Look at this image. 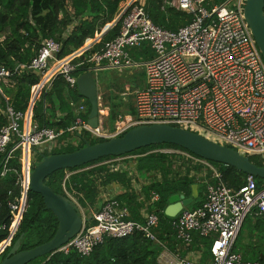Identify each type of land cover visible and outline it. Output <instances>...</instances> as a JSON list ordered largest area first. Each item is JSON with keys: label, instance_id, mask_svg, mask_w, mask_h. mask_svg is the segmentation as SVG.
Returning <instances> with one entry per match:
<instances>
[{"label": "built area", "instance_id": "2783aa9c", "mask_svg": "<svg viewBox=\"0 0 264 264\" xmlns=\"http://www.w3.org/2000/svg\"><path fill=\"white\" fill-rule=\"evenodd\" d=\"M210 0H172L178 10L192 14V21L172 32L156 26L147 16L143 3L131 0L122 10L120 34L101 50L93 49L97 41L88 42L81 49L60 57L62 46L53 39L43 41L29 68L41 76L33 87L27 112L15 111L7 105L8 125L0 130L1 177L9 173L18 176L20 197L10 203L11 224L4 225L6 240L0 246V255L12 246L29 202L30 174L35 161L33 149L48 146L49 150L68 143H59L64 130L41 127L34 119V104L44 90L62 76L71 89H77L80 75L99 72L106 68L123 70L143 67L144 87L135 92L136 117L126 126H118L115 134L100 127L93 129L81 116L87 106L71 102L76 118L67 129L71 134L90 132L98 138L121 136L138 125L169 124L192 130L247 157L264 158V58L246 22V0L207 7ZM118 21V20H117ZM116 23V22H115ZM94 41V42H93ZM149 42L156 56L146 62H135L131 50ZM25 66H21L24 68ZM82 74H77L79 69ZM12 71L0 65V92L2 84L9 83ZM78 144L79 141H73ZM78 146V145H77ZM185 157L211 171L206 199L196 209H187L173 222L176 238L185 246H192L195 236L212 238V260L209 264H263L244 260L235 251V245L247 217L264 215V180L247 176L243 187L236 190L222 180L219 169L192 153L174 148L154 152ZM20 153V170L12 164ZM123 157L104 162L118 170ZM69 195V193H68ZM70 196V195H69ZM70 198L76 202L74 198ZM154 195V201L158 200ZM129 208L116 198L107 199L93 216V225H84L82 231L56 253L76 251L89 256L106 238H125L142 232L155 238L154 229L160 219L155 213L145 222L130 220ZM176 264H195L182 257Z\"/></svg>", "mask_w": 264, "mask_h": 264}, {"label": "trees", "instance_id": "16d2710c", "mask_svg": "<svg viewBox=\"0 0 264 264\" xmlns=\"http://www.w3.org/2000/svg\"><path fill=\"white\" fill-rule=\"evenodd\" d=\"M131 0H0V65L6 66L12 71L13 76L9 83L2 84L0 92V130L7 126L9 121L5 114L7 105L15 111L27 112L33 95V87L41 81V76L28 66L36 56L42 43L46 39H53L61 44L60 57H66L84 47L90 40L111 23H116L94 45L93 49L101 50L107 43L114 40L121 31L122 18H119L122 10ZM172 0H138L143 3L144 10L151 21L163 29L176 32L188 25L193 15L173 7ZM229 0H210L207 7L222 5ZM118 19V21H117ZM69 26H73L69 34H65ZM131 57L135 62H146L155 58L156 54L149 42H143L139 47L131 50ZM21 66H25L21 68ZM85 70L79 69L77 74ZM110 98V97H109ZM108 98V99H109ZM85 101L86 114L81 117L88 121L90 103L77 89H71L66 80L60 76L51 88L44 90L34 104V119L41 127L57 128L65 132L60 135L59 143H68L60 148L49 150L40 147L33 149L35 158L33 168L44 156L70 153L83 148L86 143L97 144L107 139L93 136L88 131L81 134H71L67 131L74 123L76 115L71 102ZM116 103H110L111 131L114 129V107ZM58 114H61L60 116ZM72 141H79L74 146ZM174 148L184 150L173 145H156L137 150L131 154L122 156H137V171L149 175L152 180L143 186L142 191L134 192L127 172H114L108 166L101 163L117 158L108 157L96 162L84 165L80 168L60 170L51 175L46 183L55 193L70 199L74 198L79 204V210H86L89 205L98 212L100 195L103 188L112 183H118L126 188V192L118 195L117 200L125 204L130 211V220L145 222L141 210L147 209L148 213L159 216V227L154 229L155 238H148L142 232H136L125 238L109 237L103 243L96 246L89 256H82L76 251L68 254L62 252L43 256L30 264H160L159 257L164 251L163 241L165 237L176 236L173 222L176 218L166 216L165 210L169 206V200L176 194L192 196L193 186H199V199L191 206L196 209L205 201L204 194L211 180V172L200 165L184 163L185 169L179 173L175 170V164L179 161L177 155L162 152H154L158 149ZM186 151V150H185ZM17 158L12 164L20 170ZM4 157L0 155V230L4 225L11 224L10 203L20 197V185L18 176L9 173L1 177L2 162ZM251 161L263 167L264 158L253 156ZM213 163V162H212ZM222 174L223 182L230 188L240 189L246 183L247 175L232 167L213 163ZM98 165V166H97ZM93 167V168H91ZM91 168L86 172H78ZM68 173H72L68 176ZM191 173L194 175L191 176ZM161 176L157 179L156 175ZM260 185L262 179L256 178ZM69 193V195H68ZM154 195L158 200L154 201ZM93 208V209H94ZM93 217L87 222V226L94 224ZM59 221L52 211L46 209L44 200L40 194L29 191L28 207L23 215L18 233L12 246L0 255V263L7 257L16 241L23 235L21 251L30 250L49 242L55 236ZM6 240L0 236V246ZM180 242V241H179ZM236 248L237 253L242 254L244 260L250 262H262L264 264V215L252 214L247 217L241 229ZM203 256L199 264H209L212 260V238L196 235L193 249L201 250Z\"/></svg>", "mask_w": 264, "mask_h": 264}, {"label": "water", "instance_id": "95a60500", "mask_svg": "<svg viewBox=\"0 0 264 264\" xmlns=\"http://www.w3.org/2000/svg\"><path fill=\"white\" fill-rule=\"evenodd\" d=\"M244 15L264 58V0H246ZM77 86L79 93L91 106L87 122L93 129H97L100 127V102L98 82L94 73L89 71L80 75ZM156 145L177 146L201 159L232 167L247 176L264 180V166L256 165L250 157L241 155L237 150L206 136L169 124L138 125L121 136L97 144L86 143L75 152L44 156L36 164L30 174L29 188L30 191L40 194L46 209L55 214L59 221L58 230L49 242L24 251H21L22 235L0 264H30L43 256L54 254L91 221L83 216L73 200L55 193L47 185L46 181L51 175L60 170L80 168L103 158H118ZM198 198V185L193 186V193L189 198L180 194L172 196L165 210L166 216L176 218ZM0 236L5 237L6 232L0 230Z\"/></svg>", "mask_w": 264, "mask_h": 264}, {"label": "crops", "instance_id": "0c3cea01", "mask_svg": "<svg viewBox=\"0 0 264 264\" xmlns=\"http://www.w3.org/2000/svg\"><path fill=\"white\" fill-rule=\"evenodd\" d=\"M115 22L111 23V24H108L101 31V33L96 35V38L94 39V41H97V39L100 38L101 35L106 30H109L115 24ZM72 29H73V26H69V28L67 29L65 34H69L72 31ZM90 41H92V40H90ZM80 103L86 105L84 100H82ZM108 108L109 107H107V110L105 112L102 111L103 114L100 115V119L103 122V129L105 131H109V130H106L107 128L104 127V122H105V116L104 115L108 114V111H109ZM58 115L60 116L61 114H58ZM103 116H104V118H103ZM160 152L164 153L163 151H160ZM133 158H137V156H126V157H123V159L121 161H119V163H118V170L117 171L116 170H112V168H110V165H108V164L101 163L100 165H106V166H108V168L111 171H114V172H124V171L127 172V175L130 178V180H131L134 192L139 194L142 191L143 186L149 184L150 180H152V178H150L149 175L147 176V175L137 171V165H138L137 159H135V161L134 160L132 161ZM178 159H179V161L175 164V168H176L175 170H178L179 173L182 171L181 175H184L183 171L185 169L182 167V165H184V163H187V164L189 163L190 165H194V166L195 165H200V164H196V163H194V162H192L190 160H187L185 157H180L179 156ZM127 163H129V164L130 163H134L132 166H134V167L136 166V167L135 168L133 167L132 169L131 168H127L126 167ZM200 166H202L203 169L209 170L207 167H205L203 165H200ZM91 168H93V167H91ZM91 168H86V169L80 170L78 172H83V171L86 172V171H89ZM192 175H194V173H191V176ZM156 178L157 179H161L160 174L156 175ZM208 185H207V187H208ZM125 192H126V188H124L122 185H120L118 183H112V184L108 185L106 188L102 189V192H101V195H100V198H99L100 199V203L98 204V208L102 207L103 203L107 199L117 198L118 195H121V194H123ZM198 193H199V186H198ZM206 194H207V191L204 194V199H206ZM75 204H77V206L79 207V204L77 203V201H76ZM93 208L94 207L89 205L86 210L80 209V211H81V213L83 214V216L85 218L92 219L94 214L97 212L96 209L95 208L93 209ZM141 214H142V217L146 219L147 215L150 214V213L147 212V209H142L141 210ZM163 246H164V251L161 254V256L159 257V263L160 264H176V262L179 260V258H182V257H189L191 260H193L195 262V264H199L201 262V260H202V256H203V247L202 246H200L202 248L201 250L193 249V245L187 247L184 244H182L181 242H179V240L176 238V236L175 237L174 236L165 237V240L163 241Z\"/></svg>", "mask_w": 264, "mask_h": 264}, {"label": "rangeland", "instance_id": "374dc122", "mask_svg": "<svg viewBox=\"0 0 264 264\" xmlns=\"http://www.w3.org/2000/svg\"><path fill=\"white\" fill-rule=\"evenodd\" d=\"M94 75L98 82L100 115L103 114L102 111L105 112L107 110V107H109L108 114L104 115V127L107 128L106 130L110 131V134H115L118 129V126H126L131 120L135 119L136 117L134 95L138 89H142L144 87L146 80L144 68L141 66L127 68L123 70L106 68L105 70L95 72ZM110 103L117 104V106L114 107V111L112 112L114 113L116 119L114 122V129L112 131L111 121L109 118L111 113ZM72 144L74 146L78 145L74 144L73 141ZM40 148L41 150H43L45 148H48V146H42ZM135 159L137 158H133L132 161H135ZM103 164L105 163L103 162ZM133 164L134 163H127L126 167L132 169L134 167L132 166ZM71 174L72 173H68V176ZM239 244L240 243H236L237 249H239Z\"/></svg>", "mask_w": 264, "mask_h": 264}, {"label": "clouds", "instance_id": "9594fccd", "mask_svg": "<svg viewBox=\"0 0 264 264\" xmlns=\"http://www.w3.org/2000/svg\"><path fill=\"white\" fill-rule=\"evenodd\" d=\"M119 158V157H118ZM71 199V198H70ZM72 200V199H71ZM76 203V202H75Z\"/></svg>", "mask_w": 264, "mask_h": 264}]
</instances>
